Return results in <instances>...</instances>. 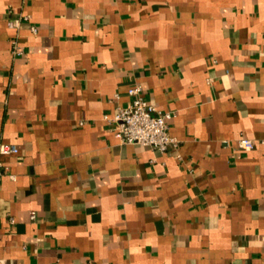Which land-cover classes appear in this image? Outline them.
<instances>
[{
    "label": "crops",
    "instance_id": "crops-1",
    "mask_svg": "<svg viewBox=\"0 0 264 264\" xmlns=\"http://www.w3.org/2000/svg\"><path fill=\"white\" fill-rule=\"evenodd\" d=\"M136 82L177 145L114 138ZM2 144L0 264H264V0H0Z\"/></svg>",
    "mask_w": 264,
    "mask_h": 264
},
{
    "label": "built area",
    "instance_id": "built-area-1",
    "mask_svg": "<svg viewBox=\"0 0 264 264\" xmlns=\"http://www.w3.org/2000/svg\"><path fill=\"white\" fill-rule=\"evenodd\" d=\"M25 19H27L26 16L9 18L6 23L11 29H18L20 22ZM31 31L35 33L36 28L31 27ZM10 43L13 56H19L23 53L17 38H12ZM127 94L130 98L129 101L125 105H117L112 117L103 116L108 122L114 138L123 144H139L159 151L166 150L168 146L177 145V140L169 134L168 121L173 117V113L159 110L145 99L142 86L137 82L128 88ZM115 97L118 98V95L115 94ZM223 143L227 144V141L224 140ZM237 147L243 151H250L254 148V143L251 139L241 136L237 140ZM17 152L18 149L14 145H0V180L6 171L1 156L16 154ZM10 177L14 178L13 175ZM35 217V212L30 211L29 218L34 220ZM11 221L12 218H10Z\"/></svg>",
    "mask_w": 264,
    "mask_h": 264
}]
</instances>
